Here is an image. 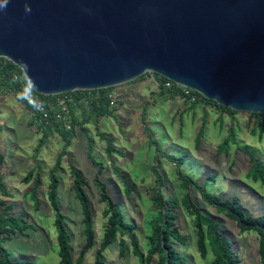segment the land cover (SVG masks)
Returning <instances> with one entry per match:
<instances>
[{"label":"rangeland","instance_id":"374dc122","mask_svg":"<svg viewBox=\"0 0 264 264\" xmlns=\"http://www.w3.org/2000/svg\"><path fill=\"white\" fill-rule=\"evenodd\" d=\"M113 87L110 95L119 102L113 114L100 117L96 125L92 122L85 124L87 134L92 138L90 154L103 166L99 177L105 183L107 193L119 206L124 219L136 227L133 233L140 249L145 252L150 231L148 221L155 213L147 192L155 183V175L150 169L155 164V150L148 141L150 138L158 141L159 151L164 154L178 156L185 153L180 168L165 156L158 158L157 172L162 178L166 195L177 203L175 221L180 234L185 237L183 244L173 239L171 243L186 258L184 264H210V252L205 258H200L195 250L192 217L180 204V198L186 190L181 188L176 167L191 174L196 183L209 192L237 198L241 207L252 217L261 214L264 211V178L262 181H252L246 177L250 163L242 149L252 151L264 163V122L262 132L257 128L252 131L255 124L247 112L228 115L201 102L189 107L179 96L169 93L158 95L150 76ZM141 118L153 136H147ZM29 121V113L14 94L0 93V153L3 156L0 175L9 193L8 196L0 195V199L12 205L14 215L32 224V228L23 234L17 233L6 240L4 247L13 259L25 256L34 264H59L53 214L46 193L48 171L62 148V141L56 133L50 132L45 142L35 150L41 133ZM202 122L204 134L195 144L194 137ZM97 130L113 140V164L133 186L128 196L123 191L120 179L111 170L104 152V141L98 137ZM225 138H228L226 152L216 155ZM88 147L87 137L76 128L74 137L66 147V154L61 158V170L55 173L58 180L57 201L70 235L72 264H76L75 259L84 237L79 203L71 189L70 164L74 165L86 182L83 189L91 209L94 233V246L87 251L80 264L92 263L104 223L101 217L102 204L98 202L97 189L93 184L96 168L87 155ZM29 171L32 176L24 182L23 178ZM209 173L214 174L213 178H207ZM36 176L39 177L35 189L37 206L29 191ZM195 189L191 186L187 190L191 199L199 208L217 218L221 229L234 245L239 264H259L257 234L253 231L240 232L233 221L206 205ZM123 239L125 256L119 255L116 241L103 251L104 264H137L126 236Z\"/></svg>","mask_w":264,"mask_h":264},{"label":"water","instance_id":"95a60500","mask_svg":"<svg viewBox=\"0 0 264 264\" xmlns=\"http://www.w3.org/2000/svg\"><path fill=\"white\" fill-rule=\"evenodd\" d=\"M0 3V57L37 94L153 73L235 112L264 114V0Z\"/></svg>","mask_w":264,"mask_h":264},{"label":"trees","instance_id":"16d2710c","mask_svg":"<svg viewBox=\"0 0 264 264\" xmlns=\"http://www.w3.org/2000/svg\"><path fill=\"white\" fill-rule=\"evenodd\" d=\"M7 71H13L18 76L17 80L13 81L11 78H6L4 81L5 87L13 91L15 98L22 104L23 108L30 115V124H34L36 129L41 133V137L36 145L35 150L40 147L46 140V137L50 132L56 133L62 141V148L57 153L53 166L48 171V189L46 197L48 205L53 214V226L55 229V248L56 255L58 257L59 264H72L71 248H70V235L67 232L64 224V215L60 211V207L57 201V184L58 180L56 172L61 170V158L66 154V147L69 146L72 138L74 137V130L80 129L87 137L88 150L91 148L92 138L87 134L85 124L92 122L96 125L98 119L102 116H109L113 114L116 105L119 103L115 100L114 107L109 105L108 96L114 87L102 88L97 90H75L57 95H40L34 91L29 94L27 89L28 83L24 79L21 71L9 61H6ZM142 75L136 79H141ZM157 82V94L163 95L166 93L171 96H179L183 103L189 104V107L196 103H203L209 105L212 108H218L220 113H226L233 115L236 112L216 104L211 100H207L200 96L195 91L188 88L179 86L170 81L168 87L163 86L162 82L167 79L153 74ZM134 79V80H136ZM26 96L27 99H20L19 97ZM35 97L34 103L42 102L44 106L47 103L55 102L57 97L72 96L77 102L74 104H68L69 113L67 116H62L56 120L52 117V114L48 111L46 119H42L39 114L35 112V107L28 101ZM87 99L88 103L78 101V99ZM252 116L255 127L259 132L263 130L264 114L247 113ZM68 120L69 128H66L64 120ZM143 121V129L146 130L147 136L152 133ZM204 122L199 126L196 135L194 137L195 144H197L200 138L204 134ZM97 135L104 141V152L109 160L111 170L120 179L123 187V191L126 196L133 191V186L130 185L124 178L123 174L118 171L114 166L111 158L113 152L112 138L105 135L104 133L97 130ZM153 136V135H151ZM227 140L225 138L224 143L220 146L216 155L225 153L227 150ZM149 145L154 146L155 154L153 160L155 164L150 166L151 171L155 175L154 186L147 189L150 196V201L154 210V214L149 223V234L147 235L148 248L143 252L136 240L133 231L136 229L133 223L128 222L124 219L123 214L119 210V206L111 199L106 191L105 183L100 179L99 175L102 172L103 166L97 162L94 157L91 156L90 150H87L92 164L96 168V174L93 177V184L95 185L98 193V202L102 204L101 217L104 219L103 230L99 246L94 250L93 261L91 264H104L103 251L114 242L118 243V250L120 256H125L124 244L125 240L123 236H126L131 253L137 259V264H184L186 258L176 250L171 243V240H175L180 244L185 242V237L180 234L178 226L176 224V213L175 209L177 203L174 199L169 198L166 195L162 178L157 172L159 164L158 158L165 156L180 168V164L185 160L184 155H171L169 153L164 154L159 151L158 141L149 139ZM247 155L250 166L246 172V177L252 181L260 180L264 178V163H262L252 151L242 149ZM3 162V156L0 153V167ZM176 167V176L181 181V188L186 190L180 198V204L183 209L192 217V225L195 234V250L200 258H205L207 253L210 252L212 259L210 264H239L240 259L237 258L234 250V245L230 241V238L223 232L217 218L205 210L199 208L191 199L188 189L194 186L200 197V199L209 207L213 208L215 213L222 214L229 220L233 221L240 232L253 231L257 234V257L259 264H264V211L252 217L247 211H245L237 198L222 197L221 195L211 193L206 190L202 185H198L192 178L191 174L180 171ZM69 172L71 175V189L73 190L74 196L79 203L81 213V223L83 225L82 235L84 242L79 248L75 263L80 264L87 251L94 246V233L92 231V215L91 209L88 203L87 196L83 189L86 184L82 178L80 172L74 167L73 164L69 165ZM32 176V172L29 171L23 181H28ZM214 174L209 173L207 178H213ZM39 184V177H34L33 186L29 190L30 197L37 206V199L35 197V189ZM8 191L3 183L0 175V195L8 196ZM32 228V224L25 221L22 217L16 216L12 212V205L4 202L0 199V264H34L29 257H20L13 259L11 258L10 252L4 247V242L9 240L11 236L19 233L23 234L25 230ZM117 239V240H116Z\"/></svg>","mask_w":264,"mask_h":264},{"label":"built area","instance_id":"2783aa9c","mask_svg":"<svg viewBox=\"0 0 264 264\" xmlns=\"http://www.w3.org/2000/svg\"><path fill=\"white\" fill-rule=\"evenodd\" d=\"M6 61L5 59L0 57V93H11L13 94L12 90H7V88L4 85V81L7 78H11L13 81L17 80L18 76L13 71H7L6 67ZM145 76H150V79L154 82L155 85H157L156 79L153 76V73H145ZM163 86L168 87L170 85V80H166L162 82ZM157 87V86H156ZM109 99V105L111 107H114L115 101L114 98L109 94L107 95ZM78 101H82L84 103H88V100L85 99H78ZM77 102L72 96H63V97H57L55 99V102H48L47 106L43 105L42 110H37L35 107V112L40 115L42 119H46L48 116V111L52 114V117L56 120L60 119L63 115L67 116L69 113L68 104H74ZM66 128H69L68 120H64Z\"/></svg>","mask_w":264,"mask_h":264},{"label":"clouds","instance_id":"9594fccd","mask_svg":"<svg viewBox=\"0 0 264 264\" xmlns=\"http://www.w3.org/2000/svg\"><path fill=\"white\" fill-rule=\"evenodd\" d=\"M5 2H6V0H5ZM3 6H4V3H0V7H3ZM25 11H30V9L27 7V5L25 6ZM34 90H35V84H34V82H32V83L29 85V87H28V89H27V92H28L29 94H31ZM19 98H20V99H27L26 96H21V97H19ZM34 101H35V97L33 96L32 100H30V101H28V102H29L30 104H32L34 107H36L37 110H42V109H43V103H42V102L34 103Z\"/></svg>","mask_w":264,"mask_h":264}]
</instances>
